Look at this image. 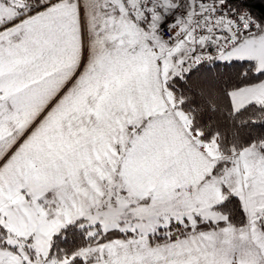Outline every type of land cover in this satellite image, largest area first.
<instances>
[{
  "label": "snow or ice",
  "instance_id": "1",
  "mask_svg": "<svg viewBox=\"0 0 264 264\" xmlns=\"http://www.w3.org/2000/svg\"><path fill=\"white\" fill-rule=\"evenodd\" d=\"M0 264H264V7L0 0Z\"/></svg>",
  "mask_w": 264,
  "mask_h": 264
},
{
  "label": "trees",
  "instance_id": "2",
  "mask_svg": "<svg viewBox=\"0 0 264 264\" xmlns=\"http://www.w3.org/2000/svg\"><path fill=\"white\" fill-rule=\"evenodd\" d=\"M249 2L256 8L264 7V0H249Z\"/></svg>",
  "mask_w": 264,
  "mask_h": 264
}]
</instances>
